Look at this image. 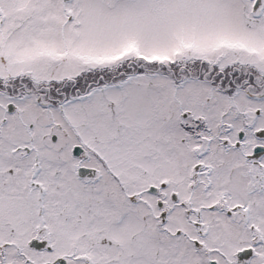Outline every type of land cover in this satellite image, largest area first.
<instances>
[{
	"label": "snow or ice",
	"instance_id": "obj_1",
	"mask_svg": "<svg viewBox=\"0 0 264 264\" xmlns=\"http://www.w3.org/2000/svg\"><path fill=\"white\" fill-rule=\"evenodd\" d=\"M0 264H264V0H0Z\"/></svg>",
	"mask_w": 264,
	"mask_h": 264
}]
</instances>
